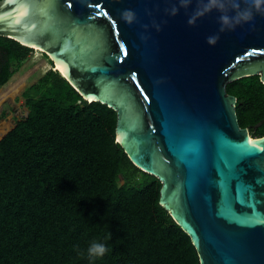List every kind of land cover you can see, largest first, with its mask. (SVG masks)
Returning a JSON list of instances; mask_svg holds the SVG:
<instances>
[{"label": "water", "instance_id": "1", "mask_svg": "<svg viewBox=\"0 0 264 264\" xmlns=\"http://www.w3.org/2000/svg\"><path fill=\"white\" fill-rule=\"evenodd\" d=\"M174 4L172 16L166 9ZM196 7L197 0L188 9L178 0H0V36L44 50L86 100L117 111V141L161 180L160 203L201 264H264V136L241 127L227 91L250 75L264 83V14L221 32L215 10L189 25ZM125 10L135 22L123 19Z\"/></svg>", "mask_w": 264, "mask_h": 264}, {"label": "trees", "instance_id": "2", "mask_svg": "<svg viewBox=\"0 0 264 264\" xmlns=\"http://www.w3.org/2000/svg\"><path fill=\"white\" fill-rule=\"evenodd\" d=\"M33 51L0 36V88ZM227 91L241 127L264 136L260 75ZM22 96L29 116L0 140V264H201L160 203L161 180L117 141L115 109L89 102L54 69ZM93 241L108 248L102 258L87 255Z\"/></svg>", "mask_w": 264, "mask_h": 264}, {"label": "clouds", "instance_id": "3", "mask_svg": "<svg viewBox=\"0 0 264 264\" xmlns=\"http://www.w3.org/2000/svg\"><path fill=\"white\" fill-rule=\"evenodd\" d=\"M178 3L180 7L188 9L193 0H178ZM214 10L221 13L219 17L221 24L220 31L224 32L226 30H233L244 23L251 22L256 12L264 14V0H197V7L188 20L189 25L195 26L198 19ZM166 12L175 16L178 14L179 8L174 4L170 9H166ZM233 12L235 13L234 15L231 14ZM122 17L129 24L136 21V14L132 10H125L122 13ZM144 27L147 28L148 26L145 25ZM156 27L158 28L159 26L156 25ZM218 39V35L210 36L208 37V43L214 45ZM77 251L79 252V249ZM107 251L108 248L105 244L93 241L87 249V255L89 257L102 258ZM79 254L81 256L84 255L82 252H79Z\"/></svg>", "mask_w": 264, "mask_h": 264}, {"label": "rangeland", "instance_id": "4", "mask_svg": "<svg viewBox=\"0 0 264 264\" xmlns=\"http://www.w3.org/2000/svg\"><path fill=\"white\" fill-rule=\"evenodd\" d=\"M49 69H53V67L48 55L35 48L31 57L24 62L20 70L0 88V127L2 124L7 123L8 126L5 127V132L27 113L26 101L22 96L23 90L37 81ZM14 90L16 93L12 94ZM2 96H4V99ZM1 135L2 133H0Z\"/></svg>", "mask_w": 264, "mask_h": 264}, {"label": "bare ground", "instance_id": "5", "mask_svg": "<svg viewBox=\"0 0 264 264\" xmlns=\"http://www.w3.org/2000/svg\"><path fill=\"white\" fill-rule=\"evenodd\" d=\"M35 48H36V47H35ZM37 49H38V48H37ZM40 50H42V49H40ZM56 63H57V62H56ZM46 64H47V63H46ZM48 64H49V63H48ZM52 67H53V65H52ZM57 67L60 69V67L58 66V64H57ZM14 88H15V87H14ZM4 92H5V91H4ZM15 93H16L15 90L12 91V94H15ZM2 94H3V93H2ZM5 94H6V93H5ZM6 95H7V94H6ZM6 95H4V96H6ZM4 96H2V98H3ZM12 96H13V95H12ZM3 99H4V98H3ZM1 101H2V100H1ZM3 102H4V101H3ZM3 102H2V103H3ZM18 111H19V110H18ZM6 126H8L7 123H4V124L1 125V127H0V133L3 134V133L5 132V127H6ZM251 140L255 141L256 139H254V138L251 137V138H250V141H251Z\"/></svg>", "mask_w": 264, "mask_h": 264}, {"label": "flooded vegetation", "instance_id": "6", "mask_svg": "<svg viewBox=\"0 0 264 264\" xmlns=\"http://www.w3.org/2000/svg\"><path fill=\"white\" fill-rule=\"evenodd\" d=\"M43 52H45L44 50H42ZM46 53V52H45ZM47 55H48V57H49V59H50V62H51V64L53 65V67H54V62H53V60H52V58H51V56L48 54V53H46Z\"/></svg>", "mask_w": 264, "mask_h": 264}]
</instances>
